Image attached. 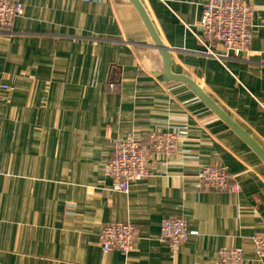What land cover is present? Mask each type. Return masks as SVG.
<instances>
[{"label": "crops", "instance_id": "0c3cea01", "mask_svg": "<svg viewBox=\"0 0 264 264\" xmlns=\"http://www.w3.org/2000/svg\"><path fill=\"white\" fill-rule=\"evenodd\" d=\"M139 1L170 73L198 85L264 150V0H249L250 47L238 55L195 37L207 0ZM20 2L0 25V264H217L228 246L243 250L242 264H264L251 238L264 230V159L191 83L166 76L135 6ZM151 129L175 132L176 150L152 154L146 176L113 190L104 166L114 142L146 144ZM210 162L239 190L203 186ZM166 216L196 230L173 254L159 237ZM116 221L135 228L127 253L98 242Z\"/></svg>", "mask_w": 264, "mask_h": 264}, {"label": "built area", "instance_id": "2783aa9c", "mask_svg": "<svg viewBox=\"0 0 264 264\" xmlns=\"http://www.w3.org/2000/svg\"><path fill=\"white\" fill-rule=\"evenodd\" d=\"M21 11L20 0H0V25H9L13 17ZM196 24L199 31L195 32V37L202 43L219 41L228 51L238 55L250 47L253 6L249 0H207ZM111 85L109 82L108 86ZM6 88L7 84L0 81V95ZM145 139L146 144L134 137H122L114 142L112 155L104 166V172L110 177L113 190L126 192L132 182L148 174L152 154H170L177 147V135L170 130L151 129ZM199 177L206 188L239 190L237 182H230L232 175L226 167L217 162L205 164ZM134 229L129 221L103 224L97 233L101 249L106 251L114 247L127 253L133 248ZM195 233V229L186 227L181 216H166L160 219L159 237L167 241L172 254L188 234ZM251 238L256 255L264 257V230L256 231ZM243 260L244 253L240 247L228 246L218 250L217 264H242Z\"/></svg>", "mask_w": 264, "mask_h": 264}, {"label": "water", "instance_id": "95a60500", "mask_svg": "<svg viewBox=\"0 0 264 264\" xmlns=\"http://www.w3.org/2000/svg\"><path fill=\"white\" fill-rule=\"evenodd\" d=\"M137 9L149 35L151 36V39L153 41V45L157 48L161 59H162V64H163V70L164 73L166 74V76L171 77V78H179L185 81H188V83H191L195 89L196 92L199 93V95L204 99V101L206 103H208V105L210 107H212V109H214L219 115H221L240 135H242L251 145L252 147L261 155V157L264 159V150L258 145L257 142H255L241 127H239L234 121H232L227 115L226 113H224V111H222L217 105L216 103H214L212 101V99H210L208 97V95H206L201 88L196 85L193 81H190L189 79L179 76V75H173L172 73H170L169 71V58H168V53L167 50L165 48V46L163 45V43L161 42V40L159 39L153 25L151 24V21L148 17V15L146 14L144 7L142 5V3L139 0H129Z\"/></svg>", "mask_w": 264, "mask_h": 264}]
</instances>
